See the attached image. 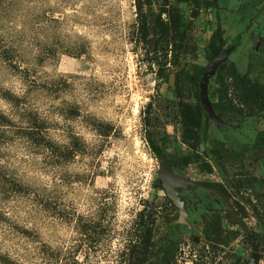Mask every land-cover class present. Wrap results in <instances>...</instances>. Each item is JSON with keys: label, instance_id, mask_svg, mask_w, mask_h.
Instances as JSON below:
<instances>
[{"label": "rangeland", "instance_id": "1", "mask_svg": "<svg viewBox=\"0 0 264 264\" xmlns=\"http://www.w3.org/2000/svg\"><path fill=\"white\" fill-rule=\"evenodd\" d=\"M201 2L0 0V264H247L252 247L264 264V110L234 76L264 81V0ZM214 33L239 36L208 83L232 126L199 103ZM148 136L236 217L195 188L180 222Z\"/></svg>", "mask_w": 264, "mask_h": 264}, {"label": "water", "instance_id": "2", "mask_svg": "<svg viewBox=\"0 0 264 264\" xmlns=\"http://www.w3.org/2000/svg\"><path fill=\"white\" fill-rule=\"evenodd\" d=\"M234 44H228L226 47L222 48L221 51L216 54L206 65L201 75L199 81V102L202 109L207 114L209 120L215 125H225L232 126L227 121H224L221 117H219L214 108L213 104L208 96V83L210 78L216 73L218 66L225 62L228 59L230 52L233 50ZM169 83H173V74L169 76ZM157 157L159 159V171L158 178L165 189L166 195L169 197L171 202L178 208L179 211V220L180 222H188V211L185 207V203L180 196V188L185 191H190L189 186H197L198 188L207 191L209 193L217 194L227 210L234 216L235 210L231 203L228 201L226 195L222 190L216 187H211L207 185L197 184L195 181L178 175L170 165L169 159L164 153V151H159L157 153ZM259 262V253L257 248L252 247L250 258L247 264H258Z\"/></svg>", "mask_w": 264, "mask_h": 264}, {"label": "trees", "instance_id": "3", "mask_svg": "<svg viewBox=\"0 0 264 264\" xmlns=\"http://www.w3.org/2000/svg\"><path fill=\"white\" fill-rule=\"evenodd\" d=\"M182 1H186V2H190L191 4H196V5H200L204 0H182ZM209 6V5H208ZM216 37V33L213 34V36L211 37L210 42L208 43V50L210 51L211 54V59L218 54L221 49L223 48V43H224V39H222V37L220 36L219 38H215ZM239 36L237 35L234 39V44L238 41ZM218 42V43H217ZM222 64H220L221 66ZM204 68L202 69V71H200L199 73V78L201 77V74L203 72ZM234 76L237 79V81H239V86L243 92V98H244V102H250V103H254V101H258L259 103L256 106V109L258 111H262L264 110V83H259V82H253L246 74H240V72L236 69L234 70ZM214 105V104H213ZM197 109H199V106L197 107ZM214 109L217 112V114L222 117V115L217 111L215 105H214ZM196 113H198V111H196ZM252 115L251 112L249 113H245V116H250ZM42 121L35 119H29V121H27V130H35L37 135L40 136L41 143L38 141L37 144L42 146L43 150L46 152H54V150L56 149V143L53 142L50 139L45 138L43 135L40 134V130L42 127L41 124ZM192 126L193 130H189V129H185L183 130L181 137H182V141L187 143L188 145L190 144V140L194 139L197 136L196 132H200L201 128H199V122L197 121H192V123L190 124ZM100 128L102 127L101 125H99ZM103 135H107L105 133V131H102L101 129H98ZM35 138H38L35 137ZM148 141L151 145V148L154 150V152H156V154L160 151V149L158 148V146L149 138V136L147 137ZM34 140V138H32ZM66 149L68 154L70 156H72L75 152L76 149H74L73 147L70 148L68 146H63L60 149ZM69 149H71L69 151ZM59 155L62 156L63 153L60 151ZM170 161V160H169ZM170 165L173 167L172 162L170 161ZM160 181V180H159ZM161 183V182H160Z\"/></svg>", "mask_w": 264, "mask_h": 264}, {"label": "flooded vegetation", "instance_id": "4", "mask_svg": "<svg viewBox=\"0 0 264 264\" xmlns=\"http://www.w3.org/2000/svg\"><path fill=\"white\" fill-rule=\"evenodd\" d=\"M234 44V43H233ZM234 48H235V44H234ZM233 48V49H234ZM231 53V52H230ZM229 56H230V54H229ZM229 56H228V58H229ZM228 60V59H227ZM224 63V62H223ZM222 64V63H221ZM249 62H248V66H247V71L244 73V72H241V71H239L240 72V74H246L253 82H259V83H264V81L263 80H258V79H256V77H257V75H259V73L258 72H253V71H251L250 70V66H249ZM220 66V65H219ZM218 66V67H219ZM206 67V66H205ZM204 67V68H205ZM203 73V72H202ZM172 74V73H171ZM260 74L261 75H263V72L261 71L260 72ZM202 75V74H201ZM170 76V75H169ZM201 78V77H200ZM167 84H169L170 86H172L173 87V83L172 84H170L169 83V77H168V82H167ZM198 97H199V94H198ZM200 103V102H199ZM213 104V103H212ZM200 107H201V105H200ZM202 108V107H201ZM213 108H214V105H213ZM203 110V109H202ZM215 110V109H214ZM204 111V110H203ZM216 112V111H215ZM204 113H205V111H204ZM206 114V113H205ZM216 114H217V112H216ZM207 115V114H206ZM218 115V114H217ZM219 116V115H218ZM251 116V115H250ZM208 117V116H207ZM220 117V116H219ZM246 117H248V116H245V117H242L243 119L244 118H246ZM222 118V117H221ZM209 119V118H208ZM223 119V118H222ZM224 120V119H223ZM210 121V120H209ZM225 121V120H224ZM214 124V123H213ZM215 125V124H214ZM161 151V150H160ZM165 153V152H164ZM167 156V155H166ZM169 159V158H168ZM170 162V161H169ZM198 184V183H197ZM202 185H205V184H202ZM207 186H210V185H207ZM212 187V186H211ZM189 188H190V191H185L184 189H182V188H180V196H181V198H183L182 197V195H181V191H183V192H186V193H191L193 190H195V188H198L197 186H189ZM193 188V189H192ZM198 189H200V188H198ZM220 189V188H219ZM202 190V189H201ZM221 190V189H220ZM204 191V190H203ZM223 191V190H222ZM205 192H207V191H205ZM209 193V192H208ZM223 193H224V191H223ZM213 194H215V193H213ZM225 194V193H224ZM217 195V194H216ZM226 195V194H225ZM218 196V195H217ZM219 197V196H218ZM227 197V196H226ZM169 198V197H168ZM220 198V197H219ZM183 200V199H182ZM221 200V199H220ZM171 201V200H170ZM222 202V201H221ZM185 203V202H184ZM223 203V202H222ZM174 205V204H173ZM232 205V204H231ZM175 206V205H174ZM223 206L225 207V205L223 204ZM233 206V205H232ZM176 207V206H175ZM185 207H186V204H185ZM177 208V207H176ZM226 208V207H225ZM233 208H234V210H235V215L236 214H238L237 213V211H236V209H235V207L233 206ZM186 209H187V207H186ZM177 210H178V208H177ZM226 210H227V208H226ZM187 211H188V209H187ZM228 211V210H227ZM228 213L230 214V216H232V217H236L235 215L233 216L229 211H228ZM178 214H179V211H178ZM188 217H189V212H188ZM178 220H179V215H178ZM180 221V220H179ZM259 263V262H258Z\"/></svg>", "mask_w": 264, "mask_h": 264}, {"label": "crops", "instance_id": "5", "mask_svg": "<svg viewBox=\"0 0 264 264\" xmlns=\"http://www.w3.org/2000/svg\"><path fill=\"white\" fill-rule=\"evenodd\" d=\"M254 118H256V119H255L256 121H258V119H257L258 116H256V115L253 116L251 119H249V118H244V119H245V120H244L245 125L251 122V121H249V120L255 121Z\"/></svg>", "mask_w": 264, "mask_h": 264}]
</instances>
